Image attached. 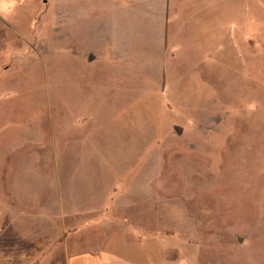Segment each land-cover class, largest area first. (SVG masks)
<instances>
[{
	"label": "rangeland",
	"instance_id": "374dc122",
	"mask_svg": "<svg viewBox=\"0 0 264 264\" xmlns=\"http://www.w3.org/2000/svg\"><path fill=\"white\" fill-rule=\"evenodd\" d=\"M75 8L0 0V159L17 160L31 211L55 179L63 208L111 195L109 206L187 242L199 264H264V0ZM38 136L53 149L36 168ZM38 224L13 225L33 240Z\"/></svg>",
	"mask_w": 264,
	"mask_h": 264
},
{
	"label": "crops",
	"instance_id": "0c3cea01",
	"mask_svg": "<svg viewBox=\"0 0 264 264\" xmlns=\"http://www.w3.org/2000/svg\"><path fill=\"white\" fill-rule=\"evenodd\" d=\"M47 1L37 0L42 4ZM30 36L36 38L33 33ZM36 47L39 48L32 45ZM34 143L33 151L37 154L32 161L36 168L41 163L46 166L52 143L40 136L33 140ZM28 145L23 142L7 147L9 152L22 151L18 147ZM26 150L29 152V148ZM23 156L24 153L20 156V166L25 163ZM17 164V160L9 161L8 157L0 159V205L13 210L12 218L0 223V264H199L191 255L187 242L159 231L153 226L152 218L147 220L141 210L109 206L114 198L111 195L105 199L106 204L98 208H63L57 199L58 182L51 179L46 185H39L40 191L36 194L43 199L39 209L32 212V201L18 193L20 178L14 174ZM22 216L39 222L33 240L21 239L17 232L20 228L13 225L15 219Z\"/></svg>",
	"mask_w": 264,
	"mask_h": 264
},
{
	"label": "water",
	"instance_id": "95a60500",
	"mask_svg": "<svg viewBox=\"0 0 264 264\" xmlns=\"http://www.w3.org/2000/svg\"><path fill=\"white\" fill-rule=\"evenodd\" d=\"M90 57H91V56H90ZM176 130H177L178 133L180 132V130H178L177 128H176Z\"/></svg>",
	"mask_w": 264,
	"mask_h": 264
}]
</instances>
